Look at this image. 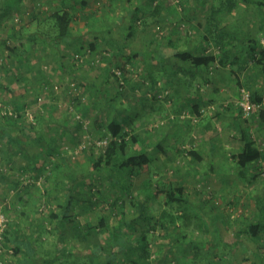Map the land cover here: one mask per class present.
Here are the masks:
<instances>
[{"label": "crops", "instance_id": "1", "mask_svg": "<svg viewBox=\"0 0 264 264\" xmlns=\"http://www.w3.org/2000/svg\"><path fill=\"white\" fill-rule=\"evenodd\" d=\"M148 1L25 0L13 15L20 17V24L13 18L3 20L0 38L15 34L11 45L15 51H4L5 62L0 57V102L22 114L18 119L0 117V204L12 221L13 245V254L3 258L5 264H75L85 257L88 264H101V258L114 264L121 254L102 256V245L108 251L110 245L117 250L123 241L122 248H129L147 231L145 219L169 231L161 242L168 251L183 255L177 264H207L198 256L206 246L228 257V249L233 250L231 254H236L235 248L250 250L238 238L244 226L230 237V223L222 216L189 207L198 198L188 190L201 178L213 180L214 185L232 176L240 184L249 183L247 172L259 165L260 160L245 171L231 159L255 124L240 115L238 88L245 86L264 100V0H183L181 10L166 2L151 9ZM56 9L73 15L64 42L45 43L37 38L34 44L18 45V38L33 39L26 34L35 33L42 19ZM139 17L141 26L135 22ZM157 26L164 30L161 37L152 31ZM92 44L94 50L112 51L107 68L77 66L70 60L73 53ZM181 53L210 54L215 60L208 66L195 65L178 57ZM124 59L128 60L127 89L119 92L109 67L121 66ZM132 66L140 79L131 74ZM71 78L84 83L77 106L98 122L94 128L119 120L130 131L125 154H146L147 164L136 169L116 163L95 167L90 152L78 158L79 162L63 158V147L74 145L82 133L64 108L70 101L65 90ZM45 83L62 85L61 92L45 91ZM37 96L44 100L36 105ZM212 104L216 110L207 109ZM26 108L34 116V125L23 116ZM192 137L196 143L188 152L189 160L173 167L180 146ZM170 168L173 175L167 174ZM102 175L103 186L110 187L96 186L104 196L98 205L107 202L110 193L132 197L129 207L115 214L114 223L104 215L98 220L93 217L98 200L94 182ZM179 187L182 191L175 195L183 203H169V190ZM42 202L49 207L52 229L48 234L52 237H44L37 220ZM143 209L150 218L143 216ZM262 211H257L258 218L263 217ZM101 218L106 220L101 223ZM100 223L107 228V238ZM87 226L99 228L89 230ZM146 238L149 242V232ZM185 252L192 257L188 262ZM164 257L168 258V252L161 253V264L168 261Z\"/></svg>", "mask_w": 264, "mask_h": 264}, {"label": "rangeland", "instance_id": "2", "mask_svg": "<svg viewBox=\"0 0 264 264\" xmlns=\"http://www.w3.org/2000/svg\"><path fill=\"white\" fill-rule=\"evenodd\" d=\"M162 2H166V3H170V4L174 5L173 3H171V0H159L156 4H154L152 2V0L148 1L151 9L158 8L161 4H163ZM179 3L182 4L183 0H179ZM137 20H140L141 23L138 26H141L142 25L141 17H139ZM137 20H135V22ZM20 22H21V19H20ZM149 28H151V26H149ZM160 30H163L162 26H160ZM152 31L155 32L156 33L155 36H157L158 32L156 31V28H154V30H152ZM104 49H106V48H102V50H104ZM5 50L6 49H5V45H4V40H3V38H0V57L2 59H4V62H5V59L7 58V54L4 52ZM97 50H99V49H97ZM76 53H79V52H76ZM76 53H73V54H76ZM6 62H7V60H6ZM85 64H88L89 67H95V68H98V67L100 68L101 66L105 65L107 68L108 62H107V60H105L102 63H97V62H95L94 57H93L92 60H88V62ZM131 68H132L131 74H134V76H137L140 79L139 72L135 70L137 68H133V66ZM109 69H110V67H109ZM135 73H136V75H135ZM77 81L79 82L80 80L77 79ZM81 82L83 83V81H81ZM126 89H127V85H126V81H125L123 89L119 90V92H125ZM79 100H81V99H78V101ZM0 104L3 106H6L2 102H0ZM6 107H8V106H6ZM64 108H65V106H64ZM248 119L252 123H253V121L255 123V124H252L251 129L248 131V137L255 142L256 146L258 147V149L260 150L261 154L264 157V128L263 129L262 128H256V125L261 124L260 119L257 116V113L250 116L246 120L249 121ZM90 120L91 121H90V127H89L90 130L89 131H90V134L93 136V138L103 137L106 134L105 129H104L105 124L102 125L100 127V129L99 128L96 129L94 127H98V125H97L98 122L96 123V121H93L94 119H92V118H90ZM262 125H264V124H262ZM154 126H156V124ZM127 130L129 131V128H124V132H127ZM99 131L101 133H99ZM79 139H80V137H79ZM195 143H196V139H194L192 137L188 143L186 142L180 146L179 154L177 156L178 159L176 158L175 164L173 167H176V166L179 167L180 165H183V166L185 165L186 161L189 160V158H188L189 155L186 152V149H194ZM88 152L92 153L94 158H95V156H97L93 147H89L88 150L83 152L78 158H81L83 156V154H87ZM63 158H65L67 160V162H69V163L79 162L78 158L72 159L70 157V155H68V154L64 155ZM231 160H232V163H234L233 159H231ZM262 161L263 160L260 159L259 165L255 166L253 168H250V171L247 172L248 176H249V183H246V184L238 183L236 178H234V180H232L233 176L231 177V175H230L231 178H229L227 180V182H221L219 180L218 184H215V185H214L213 180H203L202 178L198 179V180H194V182L191 184L192 187H190V190H188V192L195 194L198 199H197V201H193L192 204L189 203V207L193 208V209L196 208V210H197V208H199V210L202 213L213 211V212H216L217 214H219L220 216H222V220L230 223L229 224L230 231L228 232V234H230V237H232L231 234L239 226H245L248 224L259 223L264 228V216L262 218L257 217V211L264 210V161L263 162ZM228 171H230V170H228ZM173 173H174L173 168H170L167 172L168 175H173ZM104 179H105V175H102L99 178H97L94 182L95 183L94 186L96 187V186H99L101 184L100 186L105 188L103 186V184H105V181H103ZM92 182L88 183V185L93 186ZM220 184H221V186H220ZM239 185H241V186H239ZM105 186H106V188H105L106 190L110 187L109 185H105ZM99 190L100 189H98L96 187L95 197L98 200L96 202H94L95 204L99 203V201H100L99 197H104L101 195ZM111 190L113 191V189H111ZM106 193L107 192H105V194ZM117 195L118 194H111L110 193L109 197H106L108 199L107 202H102L101 205H98V204L96 205V209H95L96 215L95 216L92 215V216L95 217L96 220H98L99 216L104 215V216H106V219H108L109 223H114L113 219H115L114 218L115 214L117 212H119L120 209H122V213H123L124 209L129 207V200L132 199L131 196L124 197L123 195L122 196L121 195L117 196ZM198 200H200V201H198ZM41 204H44L46 206V208L48 207L47 206L48 204L46 205V203L42 202ZM39 206L37 207V210H38ZM185 206L188 207V204ZM133 212H135V211H133ZM140 212H142L143 216H146L148 218L151 217L150 215L146 214L145 209L141 210ZM38 213L41 214L37 218V220L40 222V224H42V227L40 228L42 230V234L44 235V237H52L48 234L49 232H51V229H52V224L50 222L49 216L47 215L48 210H46L45 212H39L38 211ZM73 214L76 215L77 211L73 212ZM136 216H137V214H136ZM7 217H8V215H7ZM92 221L93 220H91V222ZM133 224L135 227H137L140 230V227H138L139 225L137 223L134 222ZM146 226H147V232H149V242H148L149 243L148 244L149 254H148V258H150V256L152 255L153 256V259H152L153 262L155 264H161V262H160L161 253L163 255H166V253L168 252V258L164 257L165 259L167 258L168 261L167 262L165 261L164 264H177V259H179V257L182 258L183 255L177 254V252H174V251H168L166 249L165 245H163V242H161L163 240V238L164 239L166 238V236H164V235L169 233V231H165V229H163L162 227H159L161 225L154 223V221H152V219L149 220L148 224H147V219H145L144 227H146ZM175 226L178 227V225H175ZM130 227H132V225ZM11 229H12V221H11V218L8 217L7 230H6V232H7L6 236H7L8 240H6V238H5V240H4L5 245L4 246L6 247L7 250L13 251V245H12V242H10V235L11 234H9ZM102 230L104 232V228H102ZM262 231L263 232H259L257 234V236L253 237V238L247 236L246 234L238 236V238L241 239L243 244H245L248 248H250V250H246V249L241 250L240 248H235L236 254H231V252L233 250L228 249L227 253L230 254V257H228L226 255H222V254L218 253V249H214V252L211 251V248H214V246H210V247L206 246L201 252H198L199 253L198 256L205 259L207 264H213L215 262H217V264H241L244 261L252 262V264H264V230H262ZM95 232H97V231H95ZM161 247H163L165 250L162 251ZM227 248H229V247H227ZM101 249H102L101 250L102 256H104V255L109 256V251L107 250L106 244H103ZM12 254H13V252H12ZM12 254H10V253L5 254L2 256V259L4 258L5 260H7L8 256H11ZM159 255H160V257H159ZM184 255H186L185 262H188L187 260L192 259V257L190 256V253L185 252ZM119 257L118 258L116 257L117 261L115 260L114 264H124V262L121 260L120 255H119ZM148 258H147V264H150V261ZM75 264H88V259H87V257H85L84 259H80V260L78 259L75 262ZM101 264H106L104 261V258H101Z\"/></svg>", "mask_w": 264, "mask_h": 264}, {"label": "trees", "instance_id": "3", "mask_svg": "<svg viewBox=\"0 0 264 264\" xmlns=\"http://www.w3.org/2000/svg\"><path fill=\"white\" fill-rule=\"evenodd\" d=\"M229 2H235V0H228ZM25 0H0V31L2 30V22L4 19H12L14 20V13L19 11V8L21 4H23ZM213 13H216V11H213ZM215 15V14H214ZM73 20V15L71 12L65 10V9H56L50 14H48L46 17L42 19V24L38 26L37 30L33 34H26L27 37H32L31 40H23L22 38L15 39L17 41L18 45H23L25 42H29L30 44L35 43V39L42 38V40L46 43H49L51 41L52 44H55V41H62L64 42L69 34L70 25ZM14 36V37H13ZM11 36H8L7 39L3 38L5 49L9 50L10 52L15 51V47L11 46L14 45L13 39L15 38V34ZM90 47L94 50L95 46L94 44L90 45ZM178 57H180L183 60H188L192 62L195 65L200 66H208L210 62H213L215 60V57L213 55H203V56H191V54L188 53H181L177 54ZM128 60L124 59L122 62L120 68L123 71V76L126 77L127 71L125 69V65L128 63ZM112 75V74H111ZM114 76V75H112ZM114 78V77H113ZM115 80V79H114ZM81 85L84 86V84L79 81ZM46 85V83L44 84ZM43 85V86H44ZM45 91H51V90H45ZM38 97V96H37ZM37 97L35 99V103L37 105ZM252 98L257 101L261 102L263 99L255 96L252 94ZM71 100V99H70ZM80 100L76 102L74 105H76V110L83 116L90 118V116L84 115L80 109H78V104ZM19 111V110H16ZM72 114L73 121L80 126L81 124L74 119V114ZM258 118L260 119L261 124H264V109H261L257 113ZM32 125V124H30ZM99 126L101 127V123H99ZM105 133L107 134L109 141L106 147V150L104 154L95 156L93 159L96 166H109L112 163L119 164L120 166H124L127 168H139L143 165L147 164L149 162V158L146 154H125V150L128 145V139L126 138L127 132H124V129L122 127V124L119 120H111L107 124L104 125ZM82 130V129H81ZM82 134V133H81ZM78 142V141H77ZM192 153V151L190 152ZM189 153V154H190ZM63 154V153H62ZM263 155L261 154L260 150L256 146L255 142L251 140L249 137L244 136L242 140L241 150L240 152L232 155V159L234 160V163L240 167L241 169L247 170V167L251 165L254 162L259 161ZM240 175H243V172H240ZM182 191V188H177L176 190L172 191L169 190V193L167 195V199L169 203H174V201L178 200L176 203H183V199L180 197H177L175 194L180 193ZM262 216H264V210L262 211ZM106 219L101 218L99 222H103ZM100 223V224H101ZM101 227H104L105 225L101 224ZM99 226L93 227V226H87L90 229L98 228ZM107 226V225H106ZM104 233L106 234L105 237H108L107 228L104 227ZM263 229V226L261 224H248L243 227V229L240 231V233H244L247 236L253 238L256 237L257 234L260 232V230ZM146 233L147 231H142L140 235H138V239L136 242H134L129 248L123 249L124 246L123 241L120 242L117 246V250H114L113 245H110L109 255H117L121 254V258L124 262V264H147V258H148V242L146 241ZM7 232H5V238H7ZM117 241H120L117 239ZM116 241V242H117Z\"/></svg>", "mask_w": 264, "mask_h": 264}, {"label": "built area", "instance_id": "4", "mask_svg": "<svg viewBox=\"0 0 264 264\" xmlns=\"http://www.w3.org/2000/svg\"><path fill=\"white\" fill-rule=\"evenodd\" d=\"M159 0H152L154 4H156ZM171 3L176 6L178 10H181V4L179 3V0H171ZM45 9V8H44ZM14 22L16 24H20V17L18 15L15 16ZM141 22L140 20L136 21V24L139 25ZM156 31L158 32V36L161 37L164 34L163 30H160V28L157 26ZM112 51L109 48H106L104 50H93L89 45L86 46L81 52L71 55L70 60L73 61V63L77 66L84 65L88 62V60H92L94 57L95 62L102 63L107 58H111ZM3 60L0 59V64H2ZM217 61L214 62V67L217 66ZM74 65V66H75ZM132 69V68H131ZM109 73L114 75L115 79V85L118 88V90L123 89L125 84V78L123 76V71L120 68V66H111L109 69ZM61 86L56 83L52 84H46L44 85L45 90H51L53 92H61ZM66 94L70 96V101L65 102L64 106L65 108L74 114V119L77 120L81 124L82 134L80 136V139L78 142L74 145H65L62 149L63 155H70L72 159L78 158L83 152L87 151L89 147H93L95 150L96 155L104 154L109 138L107 134H105L103 137L99 138H93V136L90 134V118L83 117L77 110L76 105H74L75 100L76 102L78 99H82L83 97V85H81L76 78L69 79L68 83L66 84ZM44 100L43 96L37 97V103L41 104ZM237 106L240 111V115L243 119H247L250 116L258 113L261 109H264V100L261 102H257L252 98V92L246 88L245 86H240L238 88V98H237ZM216 110L217 106L210 105L207 109ZM22 114H20L18 111L6 107L0 104V117L1 118H7V119H18ZM23 116L28 120V122L32 125L35 124L34 122V116L30 109H25L23 112ZM190 149H186V152L188 153ZM23 182H28L27 179H25ZM49 207L46 208L44 204H41L38 208L39 212H45ZM7 223H8V217L6 213L4 212L2 205L0 204V264H5V261L2 259V256L5 254H12L13 251L7 250L4 246V240H5V232L7 230ZM150 261V264H155L153 262V256L151 255L150 258H148Z\"/></svg>", "mask_w": 264, "mask_h": 264}]
</instances>
